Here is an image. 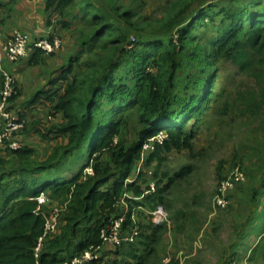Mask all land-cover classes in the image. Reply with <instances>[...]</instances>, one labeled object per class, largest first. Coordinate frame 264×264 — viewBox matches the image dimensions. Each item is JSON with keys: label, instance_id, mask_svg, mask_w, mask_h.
<instances>
[{"label": "trees", "instance_id": "1", "mask_svg": "<svg viewBox=\"0 0 264 264\" xmlns=\"http://www.w3.org/2000/svg\"><path fill=\"white\" fill-rule=\"evenodd\" d=\"M176 1L173 8L177 15L166 22L173 32L143 38L148 19L114 0H48L50 7L57 5L62 13L67 9L79 11L84 23L79 54L70 59L60 77L68 81L65 93H55L53 100V110L62 114L63 123L50 134L64 137L66 143L56 146L43 162L34 158V150L23 147L8 149L10 160L0 159V264L70 263L86 250L101 246L102 230L108 229L122 210L117 203L124 191L141 197L149 188L151 180L144 182V173L125 185L134 176L147 140L160 132L169 135L146 161L148 167L158 159L160 168L164 154L192 149L196 123L190 127L189 123L197 122L205 109L224 95L222 116L229 115L231 104L243 101L242 113H254V118L247 119L260 120L258 115L264 109V0ZM208 27L215 31L203 39L201 30ZM133 33L137 34L135 42ZM227 62L254 77V92L226 89L222 95L214 93L219 72L214 66ZM18 95L19 88L12 99L15 108ZM132 109L140 128L136 140L129 142L125 132ZM73 155L72 165L66 168ZM15 163L18 167L9 175L17 176L16 180L1 185L5 168ZM89 166L93 174L85 175ZM193 168L184 166L174 175L164 173L160 177L156 172L155 193L130 203L134 208L154 210L164 204L167 191L177 180ZM262 194L254 191L256 209ZM40 197L48 204L40 203ZM55 201L67 203V210L58 233L47 238L36 257L45 232V212ZM254 212L251 210L247 226L254 222ZM136 213L135 220L131 213L126 217L123 234L139 224L145 229L139 218L144 213ZM184 216L178 211L173 217ZM151 229L149 235L142 233L143 241L124 243L115 253L118 259L114 264H146L151 245L165 227Z\"/></svg>", "mask_w": 264, "mask_h": 264}, {"label": "rangeland", "instance_id": "2", "mask_svg": "<svg viewBox=\"0 0 264 264\" xmlns=\"http://www.w3.org/2000/svg\"><path fill=\"white\" fill-rule=\"evenodd\" d=\"M18 1L17 5H20L21 0ZM100 1L105 2V0ZM114 1L125 9L140 11L143 19H148L143 38L155 35L166 36L171 33V26H167L166 22L177 15L178 10L173 8L176 0ZM201 31L204 39L206 35L213 34L215 29L208 27ZM174 33V37H176V32L174 31ZM136 35V33L132 34V42L137 41ZM14 64L16 63H7L6 66L11 68ZM214 68L219 69L217 83L214 87L216 95H222L226 89L231 92L236 90L254 92V84L257 83L254 77L242 74L239 68L231 62L218 63ZM0 83L2 87V77H0ZM66 86L62 87L60 95L65 93ZM225 98L224 95L214 101L210 108L205 109L204 116L197 122L189 123V127L196 123L197 134L192 141L191 150L174 149L164 154L160 168H158V159H154L150 166H145L149 154L156 150L157 143L154 144V146L156 145L155 150H142L141 152L132 175L135 176L140 170L138 177L144 173L142 177L144 182L156 180V172L157 177H160L164 173L174 175L184 166L194 167L184 178L177 180V183L167 191L164 204L158 206L167 211L168 219L159 226H164L165 230L157 235L156 242L151 245L152 250L149 252L146 264H220L222 258L226 259L227 264H254V259H263L264 257V239H262L255 252L253 250L249 255L248 260L252 258V262L248 261L247 263L243 260L244 255H248L249 248L254 245L258 236L262 237L264 233L262 231L264 230V213L258 215L256 226H254V222L247 226L253 215L251 210H258L262 204V200L258 197L259 206L257 209L255 208V203L252 201L254 191L264 192V188H262L264 185V109L258 115L260 120L250 121L247 118H254V113L252 116L243 114L242 107H245V102L241 101L234 106L231 104V112L224 117L221 115V111L224 110ZM53 107L52 105L50 109L51 114L54 112ZM131 111L133 116L130 119L128 131L125 132V137L129 142L136 140L137 131L140 128L137 113L134 109ZM260 127L262 128L259 129ZM161 136L163 143L165 139L169 138L166 132L159 138ZM151 138L147 140V143ZM72 157L74 158V155L64 165L66 168L72 165L70 161ZM237 167H241L245 172L246 180L229 192L228 207L224 210L218 209L214 205V199L218 193L220 182L229 177ZM90 168L89 166L85 171V175L90 174L88 172ZM91 173L93 174V172ZM129 194L132 196L131 193ZM134 197L128 199L127 203L130 208L135 206L130 202H140ZM43 204H47L46 199ZM144 209L146 208L138 210L144 213L139 218L145 229L141 227L142 225H137L140 235L135 243L139 240L143 241L142 233H145L143 236L149 235L152 231L151 228L157 227L153 225L150 215L151 211L155 209H147L146 212L143 211ZM55 210H60L61 216L57 230L53 235L59 231L63 215L67 210V203L62 204L55 201L50 204L49 210L45 212L46 216ZM178 211L185 213V216L175 219L174 213ZM184 218H187V221L181 220ZM108 246L115 249L111 244ZM112 259H114V255H112Z\"/></svg>", "mask_w": 264, "mask_h": 264}, {"label": "crops", "instance_id": "3", "mask_svg": "<svg viewBox=\"0 0 264 264\" xmlns=\"http://www.w3.org/2000/svg\"><path fill=\"white\" fill-rule=\"evenodd\" d=\"M18 2V0H0L2 43L9 41L14 30L24 31L32 39L58 36L63 42L62 49L54 55L32 52L10 68L19 88L15 106L27 120V128L18 136V139L23 148L35 151L34 158L36 160L43 162L48 159L56 146L65 142L64 137L50 134L52 128L63 123L62 114L55 113V111L51 114L50 109L52 105H56L53 101L55 100V93L60 95L62 87L68 83L67 80H60V77L65 67L69 65L70 59L79 54V41L84 23L81 21L79 11L66 8L67 10L62 13L57 5L50 7L48 0H21L20 5H17ZM38 93H40L38 100L32 103ZM0 158L11 159L7 149L0 150ZM16 167L18 165L15 163L14 167L8 165L7 169L5 168V176L1 185L8 182L14 183L17 176L9 175V173ZM259 199L262 200V204L254 212V226L257 224L258 215L264 213V194L259 196ZM146 210L143 211L146 212ZM262 231L264 232V230ZM262 239H264V233L262 237L261 235L258 236L254 245L249 248L248 255H244L243 260L247 263L248 261L252 262V258L248 260L249 255L253 250L255 252L259 241ZM120 248L121 246L116 249L109 246L104 247V252L108 255V260L104 263L114 264V261L118 259L115 253ZM112 255H114V259H112ZM119 260H123V257H120ZM225 261L226 259L222 258L220 264H227ZM254 264H264V257L263 259H254Z\"/></svg>", "mask_w": 264, "mask_h": 264}, {"label": "built area", "instance_id": "4", "mask_svg": "<svg viewBox=\"0 0 264 264\" xmlns=\"http://www.w3.org/2000/svg\"><path fill=\"white\" fill-rule=\"evenodd\" d=\"M2 31L0 28V74L2 77V87L0 90V150H19L22 147V143L19 141L18 136L22 134L27 127V120L23 116L21 111H18L13 107L12 99L18 94V86L15 76L11 72L7 63H18L22 59L26 58L32 52H41L46 55H54L61 50L63 42L58 36L54 37H39L32 39L31 36L21 30H14L11 34V38L8 42L2 43ZM163 132L153 136L149 142L144 144L143 150H155L156 145L163 144L161 141ZM157 143L155 146L154 144ZM143 162V161H142ZM88 170V169H87ZM90 174L92 169L88 171ZM140 170L137 174L125 181V185L134 183ZM246 175L241 167H237L232 174L223 179L220 182L219 190L214 199V205L216 208L224 210L228 207L229 192L236 188L240 183L245 182ZM157 190L155 181L151 180L149 188L145 191L141 197L131 196L128 191H124L121 201L117 203V206L122 210L119 213L117 219L114 218L110 227L102 230V245L98 247H92L82 254L74 257L71 262L64 264H91L93 262H107L108 255L104 252V247L112 245L115 249L122 246L124 243L132 244L140 235L139 227L135 226L132 230L123 234V224L129 213L132 215V219H136V210L141 207L130 208L128 206V199L134 197L137 200H141L145 195H151ZM40 203L45 202L44 197L39 198ZM151 221L153 225L160 226L163 222L167 221L168 213L163 207H158L154 211H151ZM60 210H55L49 216L45 215V232L39 239L38 246L36 248V257L39 256L43 246L50 235H53L60 222Z\"/></svg>", "mask_w": 264, "mask_h": 264}]
</instances>
